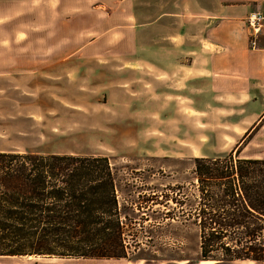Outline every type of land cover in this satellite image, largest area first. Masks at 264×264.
Listing matches in <instances>:
<instances>
[{"label": "crops", "instance_id": "crops-1", "mask_svg": "<svg viewBox=\"0 0 264 264\" xmlns=\"http://www.w3.org/2000/svg\"><path fill=\"white\" fill-rule=\"evenodd\" d=\"M251 11L264 15V0H40L22 13L0 7L8 39L0 45V82L27 92L36 78L57 97L70 71L74 107L76 95L92 91L106 110L128 118L174 116L207 100L264 103V25L252 45Z\"/></svg>", "mask_w": 264, "mask_h": 264}, {"label": "trees", "instance_id": "trees-1", "mask_svg": "<svg viewBox=\"0 0 264 264\" xmlns=\"http://www.w3.org/2000/svg\"><path fill=\"white\" fill-rule=\"evenodd\" d=\"M240 151L193 157L186 194L180 183L169 185L174 195L140 194L139 204L189 206L151 215L148 204L121 201L119 170L107 155L0 150V257L137 260L131 248L151 237L143 222L153 218L159 229L171 220L197 228V258L178 259L264 263V157Z\"/></svg>", "mask_w": 264, "mask_h": 264}, {"label": "rangeland", "instance_id": "rangeland-1", "mask_svg": "<svg viewBox=\"0 0 264 264\" xmlns=\"http://www.w3.org/2000/svg\"><path fill=\"white\" fill-rule=\"evenodd\" d=\"M39 1L0 0V7L22 13L24 9L33 11ZM246 25L251 32L247 22ZM5 31V25L0 27L3 47L8 44ZM68 73L60 78L64 87L57 97L51 87L46 93L40 90L34 83L36 78L25 84L27 92L23 91V84L8 88L7 80H1L0 150L107 155L119 170L121 201L126 205L131 202L135 207L146 204H139L140 194L159 195L163 191L174 195L168 187L176 183L184 186L181 191L186 194L193 179V157L235 154L238 147L241 156L264 157V114L257 115L264 108L262 102L207 100L191 102L189 112L171 111L174 116L121 117L106 110L101 104L102 95L94 96L92 91L76 95L74 99L80 107H74L69 99L77 88L73 91L69 86ZM147 204L150 208L144 210L151 215L155 209L166 211L175 207L179 211L189 207L186 202L180 206L171 200L167 207L152 201ZM171 221V225L160 229L149 225L153 218L143 222L151 237H141L140 248H131V255L139 256L137 260L13 256L0 257V264H192L178 258H197V228L191 224L184 226L179 220ZM139 228L140 223L135 222L132 231ZM128 237L132 244L131 236ZM151 256L159 259H150ZM193 264H213V261ZM233 264L264 263L236 261Z\"/></svg>", "mask_w": 264, "mask_h": 264}, {"label": "built area", "instance_id": "built-area-1", "mask_svg": "<svg viewBox=\"0 0 264 264\" xmlns=\"http://www.w3.org/2000/svg\"><path fill=\"white\" fill-rule=\"evenodd\" d=\"M246 22L251 28L250 42L254 45L256 42V36L264 25V15L260 11H252L247 15Z\"/></svg>", "mask_w": 264, "mask_h": 264}, {"label": "bare ground", "instance_id": "bare-ground-1", "mask_svg": "<svg viewBox=\"0 0 264 264\" xmlns=\"http://www.w3.org/2000/svg\"><path fill=\"white\" fill-rule=\"evenodd\" d=\"M201 261V263H209L210 261H208V260H200Z\"/></svg>", "mask_w": 264, "mask_h": 264}]
</instances>
